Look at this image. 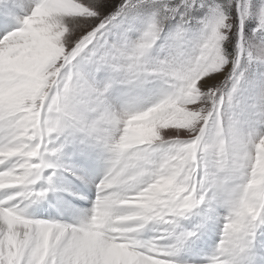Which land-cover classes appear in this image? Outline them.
<instances>
[{"label":"snow or ice","instance_id":"6c2138e0","mask_svg":"<svg viewBox=\"0 0 264 264\" xmlns=\"http://www.w3.org/2000/svg\"><path fill=\"white\" fill-rule=\"evenodd\" d=\"M0 264H264V0H0Z\"/></svg>","mask_w":264,"mask_h":264},{"label":"rangeland","instance_id":"374dc122","mask_svg":"<svg viewBox=\"0 0 264 264\" xmlns=\"http://www.w3.org/2000/svg\"><path fill=\"white\" fill-rule=\"evenodd\" d=\"M69 180H71V177H69ZM94 198V197H93Z\"/></svg>","mask_w":264,"mask_h":264}]
</instances>
